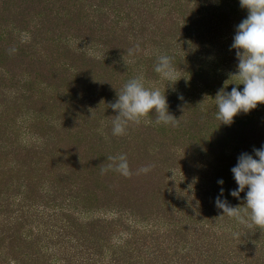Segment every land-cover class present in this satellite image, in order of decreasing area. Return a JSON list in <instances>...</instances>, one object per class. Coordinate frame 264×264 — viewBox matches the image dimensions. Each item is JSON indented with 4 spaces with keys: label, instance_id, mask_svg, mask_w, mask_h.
I'll return each instance as SVG.
<instances>
[{
    "label": "trees",
    "instance_id": "trees-1",
    "mask_svg": "<svg viewBox=\"0 0 264 264\" xmlns=\"http://www.w3.org/2000/svg\"><path fill=\"white\" fill-rule=\"evenodd\" d=\"M18 3L8 0L11 10L4 9L0 14V86L8 83L9 89L33 92L37 82V89L50 90V95L58 96L61 102L74 103V96L81 99L86 96L84 103L92 102L96 107L102 102L117 100V94L107 96L109 90L114 87L116 93L121 91L134 77L142 76L147 88L166 91L168 111L179 120L178 125L157 124L153 112L141 122L137 137L143 144L142 149L150 144L156 146L160 138L178 141L184 164L191 163L190 171L199 172L194 176L180 167L179 173H168L166 178L190 189L194 186V195L187 197L201 195L203 191L199 187L205 197L208 195L210 204L205 208H196L194 203L188 206V201L186 207L182 206L179 199L175 207L183 215H189L191 224L197 226L193 234L205 242L206 255H202L200 263L264 264V230L249 229L227 216L219 217L223 212L215 204L223 188L221 199L233 207H243L247 189L240 193L239 199L230 194L238 188L231 169L242 153L256 158L253 149L264 147V104L247 114H238L230 126L216 119L217 92L222 88L230 92L232 87L243 90V85H234L238 81L230 78L238 65L236 50L231 45L237 25L248 15L239 0H29L33 8H23ZM37 5L41 10L35 13ZM17 12L30 17L27 27L39 28L34 37L43 33L40 43L19 44L13 35L15 32L8 31L19 20ZM51 22L52 26L46 29ZM29 36L32 38V33ZM17 45L23 47L21 53H29L28 57L39 52L38 60L51 61L52 67H58V86L38 80L49 71L20 74L18 78L10 74L12 69L7 65L17 54V49L14 50ZM160 55L172 58L179 79L175 84L170 85L155 72ZM97 66L102 68L97 70ZM157 148L163 152L160 146ZM104 153L98 159L102 162L103 158L107 162L103 166L107 167L111 163L107 157L115 155ZM99 172L113 179L119 174L113 170ZM219 180L224 183L219 184ZM101 185L93 181L92 192L86 195L90 197V204L98 192L104 191ZM56 206L70 210L66 204ZM176 213L177 216L165 220V225L159 227L169 237H174L186 222ZM190 240L185 247L174 243L168 248L174 255L180 251L176 254L178 258L186 259L190 254L197 257L196 252L200 255L203 250L197 248L196 240Z\"/></svg>",
    "mask_w": 264,
    "mask_h": 264
},
{
    "label": "rangeland",
    "instance_id": "rangeland-1",
    "mask_svg": "<svg viewBox=\"0 0 264 264\" xmlns=\"http://www.w3.org/2000/svg\"><path fill=\"white\" fill-rule=\"evenodd\" d=\"M18 1L23 8H33L29 0ZM7 3L0 0V14L11 10ZM40 10L37 5L35 13ZM19 15L8 31L15 32L19 44L40 43L43 33L34 37L39 28L27 27L30 17ZM50 26L52 22L45 28ZM15 49L17 54L7 65L10 74L18 78L49 71L38 80L58 86V67L38 60L39 52L28 57V52L21 53L22 46ZM116 94L112 87L107 96ZM57 97L50 90L37 89V82L33 92L9 89L8 83L0 86V264H203L205 242L193 234L197 226L189 215L175 207H186L188 201V206L205 208L210 204L208 195L199 187L201 195L187 197L194 195V186L190 189L166 178L168 173H179L180 167L194 176L199 173L190 171L191 163L184 164L179 142L160 138L156 146L142 149L137 137L141 123L130 125L123 136L113 135L112 120L118 113L109 107L112 101L96 107L84 103L86 96H74V103ZM104 152L125 155L131 178L120 173L117 180L101 175L99 170L107 162L98 158ZM143 167L151 171L139 172ZM94 180L104 191L90 204L86 195L92 192ZM63 204L70 210L56 206ZM176 211L186 222L169 237L159 227L177 216ZM190 239L203 250L200 255L196 252L197 257L178 258L180 251L174 255L169 249L174 243L185 247Z\"/></svg>",
    "mask_w": 264,
    "mask_h": 264
},
{
    "label": "clouds",
    "instance_id": "clouds-1",
    "mask_svg": "<svg viewBox=\"0 0 264 264\" xmlns=\"http://www.w3.org/2000/svg\"><path fill=\"white\" fill-rule=\"evenodd\" d=\"M239 3L242 9L247 10L248 15L237 25L233 38L231 48L236 50L238 65L237 71L230 74V78L234 77L238 81L234 85H243V90L232 87L228 92L222 88L214 98L218 109L216 119L220 124L227 126L234 122V117L238 114H247L259 104H264V0H239ZM154 70L168 80L170 85L179 80L176 78L172 58L167 55L158 57ZM165 92L162 93L158 88L145 87L142 76L130 79L122 90L117 92V100L109 104V107L118 113L112 120L113 135H125L130 125H139L153 112L157 124L177 126L179 120L168 111ZM253 151L256 158L242 153L236 166L231 169L238 188L230 194L239 199L240 193L247 189L243 207H233L226 199H221L223 188L215 204L223 212L219 217L227 216L249 229L264 230V147ZM107 160L111 163L101 169L102 174L113 170L131 178L132 172L125 155L110 156ZM149 171L151 167L139 170L144 174ZM218 183L222 185L224 181L219 180Z\"/></svg>",
    "mask_w": 264,
    "mask_h": 264
}]
</instances>
